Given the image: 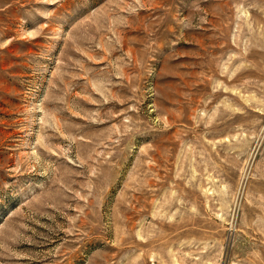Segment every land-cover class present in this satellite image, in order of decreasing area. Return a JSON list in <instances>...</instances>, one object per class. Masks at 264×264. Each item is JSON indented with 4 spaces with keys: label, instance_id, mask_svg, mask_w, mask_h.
<instances>
[{
    "label": "rangeland",
    "instance_id": "rangeland-1",
    "mask_svg": "<svg viewBox=\"0 0 264 264\" xmlns=\"http://www.w3.org/2000/svg\"><path fill=\"white\" fill-rule=\"evenodd\" d=\"M0 264H264V0H0Z\"/></svg>",
    "mask_w": 264,
    "mask_h": 264
}]
</instances>
